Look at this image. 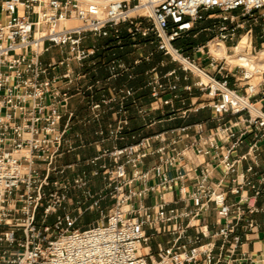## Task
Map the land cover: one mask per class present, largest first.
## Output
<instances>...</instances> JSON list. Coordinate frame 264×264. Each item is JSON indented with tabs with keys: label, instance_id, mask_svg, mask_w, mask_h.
<instances>
[{
	"label": "built area",
	"instance_id": "built-area-1",
	"mask_svg": "<svg viewBox=\"0 0 264 264\" xmlns=\"http://www.w3.org/2000/svg\"><path fill=\"white\" fill-rule=\"evenodd\" d=\"M201 22L212 27L193 37H212L186 55L174 44ZM88 36L105 42L87 47ZM125 37L155 51L127 63ZM261 57L264 0H0V264H255L242 247L254 234L264 241ZM77 96L88 112L78 122ZM204 110L213 128L142 133ZM91 121L97 156L87 174L79 160L63 162L86 147L79 134L71 141L74 126ZM97 176L103 188L93 193ZM95 207L99 220L75 228Z\"/></svg>",
	"mask_w": 264,
	"mask_h": 264
},
{
	"label": "rangeland",
	"instance_id": "rangeland-1",
	"mask_svg": "<svg viewBox=\"0 0 264 264\" xmlns=\"http://www.w3.org/2000/svg\"><path fill=\"white\" fill-rule=\"evenodd\" d=\"M232 14L234 15H238L239 11L233 12ZM71 25H76V23H73ZM145 25L146 22H145ZM207 27H212V22H201L198 24L196 30L192 33H190V35L188 37H184L183 39L178 40L174 46L176 48L181 49L182 51L185 52L186 55H192L194 48L197 47L200 44L205 43L208 39H210L212 37L211 33L208 32H201L199 33L198 37H193L194 34L198 33L200 31V29L203 28H207ZM260 29L256 28V34H259ZM105 42L102 39L99 40H95L92 36H88L87 37V43L86 46L90 47L92 46L94 43H98L101 44ZM113 46H111V48H109V50L106 51H102V53H99V55H110L111 54V50H113ZM155 51V47L154 45H151L150 42H147L143 39H141L140 37L137 38V40L135 42L130 41L127 37L124 38V50L123 51H119V55L123 56L124 59L126 60L127 63H132L135 60L139 59L140 55L141 56H146L149 55V53H152ZM60 51L58 49L53 50L52 54H56L53 56L59 55ZM108 59V57L106 58ZM173 67V66H171ZM170 67V68H171ZM95 68H97V71L95 72L96 75L94 76L95 80H104V78L106 77V73L104 72V70L100 69L98 66H95ZM119 84V83H117ZM72 101H77L79 103V105H82L83 110L81 112L80 115H78V119L77 122L86 118L88 116V112L87 109L83 103V98L82 96H77L75 98H73L71 100ZM111 120V117L108 114H105L103 116V119H101V124L104 126L106 124H108ZM77 126L81 127L82 129H86V136L84 137L83 134H81V132H78L79 135H81L83 141H84V145H86L85 148H81L79 150H77L75 153H72L70 155H68L65 158V161L63 162L64 164H72L75 163L79 160V171L81 172H86L87 174H90V172L94 171L95 169L92 168V166H87L86 162L94 157L97 156V152H96V148L95 145H91L89 146V144H94L97 141V136H95V132L98 128V123H94V122H90V124H88L87 126H83L82 124H76ZM169 126L167 125L166 128H168ZM161 126H158V128H156L154 131H159L161 130ZM76 135L73 134V132L70 133V138L71 141L74 142L75 144L79 145V139L75 138ZM108 142H106L107 144ZM111 146V143L110 145ZM100 176L97 177H92L91 179V184H90V189L92 190L93 193H97L99 190H101L103 188V183L102 181L99 179ZM70 197L73 199V204H70L69 206H67V208L71 211L77 209L76 205H75V200L80 199L82 197V193L74 191L70 193ZM90 204L85 205L82 209L81 212H83L85 210V208H87ZM99 206L101 207V209H106L108 207V204H103L102 207V203L99 204ZM106 213V211H105ZM41 215L42 213L39 214V219H41ZM78 215V209L77 211H75L74 216L75 218ZM99 220V214L97 213V209L95 207V209L93 211H88L85 212L82 216H80L78 218L77 224L75 226V228H87L89 225L95 223L96 221ZM54 223V218L50 219L48 221V224L52 225ZM160 240L155 239L152 243L151 246H156L157 241Z\"/></svg>",
	"mask_w": 264,
	"mask_h": 264
},
{
	"label": "crops",
	"instance_id": "crops-1",
	"mask_svg": "<svg viewBox=\"0 0 264 264\" xmlns=\"http://www.w3.org/2000/svg\"><path fill=\"white\" fill-rule=\"evenodd\" d=\"M205 43L203 44H200V45H204ZM52 55H56V54H52ZM189 56H193V55H189ZM196 58H199L198 56ZM162 57L161 55H157L156 56V60H161ZM205 64V63H204ZM144 68L146 67H139L138 68V71H142ZM195 100L197 101H200V100H204V98L202 97H197ZM195 100H193V102H195ZM189 103V102H188ZM70 108L75 111L78 115L81 114L82 110H83V107L82 105H79V103L77 101H72L71 104H70ZM212 117V114L209 110H204V111H201L200 113L198 114H190L189 116V119H186V120H181V119H178V120H174V121H165L163 122V124L161 125V130H165V129H168V128H172V127H179V126H184V125H188L190 123H195V122H207V126L208 128H213L216 124L215 122H211L210 121V118ZM167 125L169 126L168 128ZM157 127H153L151 129H146L145 131H142L143 135H148V134H152L154 132H157V131H154ZM73 134L74 135H78L79 133L78 132H81V134H83V136L85 137L86 136V129H82L81 127L75 125L73 130H72ZM248 140L250 141L251 140V137L248 138ZM262 146L264 147V141H262ZM242 153V152H241ZM153 161L155 162L156 160L153 159ZM152 164V159H148L146 161V165H150ZM171 175H174V173L172 172ZM178 188V184L174 187V190H177ZM161 192L159 191L158 194H160ZM158 194L151 197L150 199H148L146 201V204H153L155 201H156V196L158 197ZM259 219H261L260 217H257ZM214 222H215V219H214V215L213 213L211 214V216L208 217L207 219V223L209 224V229L210 230H214L216 229L215 225H214ZM190 234L193 235L194 234V231H190ZM153 251L155 252L156 250V246H151ZM242 252L244 254H246V256H249V258L255 263V264H262L260 261H262L264 259V241L262 239V235L261 234H254L252 236V242L251 243H247V244H244L243 247H242Z\"/></svg>",
	"mask_w": 264,
	"mask_h": 264
},
{
	"label": "bare ground",
	"instance_id": "bare-ground-1",
	"mask_svg": "<svg viewBox=\"0 0 264 264\" xmlns=\"http://www.w3.org/2000/svg\"><path fill=\"white\" fill-rule=\"evenodd\" d=\"M246 43V37H243V41L242 44ZM210 47H211V53L215 54V55H220L221 53H223L225 51V46L224 44L220 43L218 40H214L210 43ZM260 66L262 69H264V58L261 57V63Z\"/></svg>",
	"mask_w": 264,
	"mask_h": 264
}]
</instances>
